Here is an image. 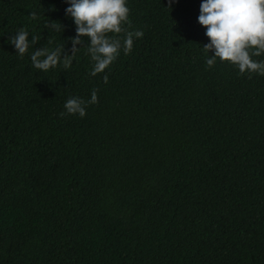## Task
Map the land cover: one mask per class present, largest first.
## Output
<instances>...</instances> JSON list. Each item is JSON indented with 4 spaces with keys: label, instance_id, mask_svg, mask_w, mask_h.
<instances>
[{
    "label": "trees",
    "instance_id": "16d2710c",
    "mask_svg": "<svg viewBox=\"0 0 264 264\" xmlns=\"http://www.w3.org/2000/svg\"><path fill=\"white\" fill-rule=\"evenodd\" d=\"M201 2L127 0L144 35L93 77L32 65L71 55L65 0H0V264H264V76L207 66Z\"/></svg>",
    "mask_w": 264,
    "mask_h": 264
},
{
    "label": "clouds",
    "instance_id": "9594fccd",
    "mask_svg": "<svg viewBox=\"0 0 264 264\" xmlns=\"http://www.w3.org/2000/svg\"><path fill=\"white\" fill-rule=\"evenodd\" d=\"M168 2V8L172 10L171 5L178 0ZM65 3L69 5L65 14L72 19L76 30L75 37L70 38L71 55L67 54L65 46H58L54 50L36 49L30 59L38 70L47 72L61 62L65 69L70 68L81 48L77 46H86L93 62L90 75L94 77L105 72L118 59L121 50L125 55L130 54L134 40L144 35L143 31L129 30L131 21L127 0H65ZM199 11L198 23L206 29L204 34L209 40L202 47L208 54L207 66L211 68L219 60L236 67L241 75L264 76V60L253 58L264 55V0H202ZM30 18L36 20L38 17L32 12ZM61 26L55 21L45 25L57 31ZM85 38L89 41L87 45L84 44ZM38 40L39 37L33 36L31 44H36ZM7 43L13 45L16 53L23 57L30 47L29 32L22 28ZM103 81L108 83L107 75ZM97 91L92 90L89 100L80 97L67 99L64 104L66 111L61 112L60 116L78 114L83 118L86 107L98 103Z\"/></svg>",
    "mask_w": 264,
    "mask_h": 264
}]
</instances>
